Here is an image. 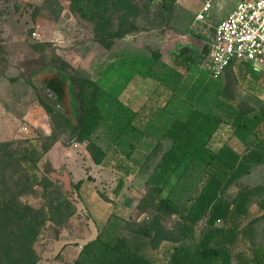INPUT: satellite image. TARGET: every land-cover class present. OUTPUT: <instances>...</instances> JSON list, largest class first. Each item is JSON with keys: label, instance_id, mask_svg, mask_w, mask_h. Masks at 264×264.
I'll use <instances>...</instances> for the list:
<instances>
[{"label": "rangeland", "instance_id": "374dc122", "mask_svg": "<svg viewBox=\"0 0 264 264\" xmlns=\"http://www.w3.org/2000/svg\"><path fill=\"white\" fill-rule=\"evenodd\" d=\"M206 1L110 0L113 28L130 33L107 50L95 40V23L75 13L70 0H0V264H72L94 237L95 232L88 236L89 226L92 231L98 226L87 218L82 198L73 189L62 197L57 191L62 182L49 174H61L63 166L75 182L84 179L81 195L89 216L103 221L102 228L118 219V236L161 264L165 248L181 242L183 221L161 209L168 193L154 189L152 182L174 145V120L185 119L191 110L225 121L211 147L240 182L264 184V165L248 173L242 163L246 147L264 137L258 125L264 112V73L237 62L220 80L201 72L214 28L238 0H213L205 20L199 21ZM191 48L201 51L199 61L175 66L174 56ZM61 60L71 73L102 86L104 119L91 138L106 152L101 166L94 163L89 142L69 145L76 120L48 112L30 83L36 73L60 66ZM240 124L246 127L237 129ZM145 135L150 136L144 140ZM52 141L51 158L46 154L40 160L36 184L25 165L12 157L31 144ZM197 177L198 172L192 186ZM237 192L233 185L224 194L234 198ZM65 199L67 205L62 204ZM30 219L42 224H27ZM147 221L153 230L150 239L138 233ZM244 224L246 238L264 245V190ZM28 228L38 233L36 239L23 236ZM199 233L186 243L194 255L190 264H238L232 254L211 263L202 259L196 248Z\"/></svg>", "mask_w": 264, "mask_h": 264}, {"label": "trees", "instance_id": "16d2710c", "mask_svg": "<svg viewBox=\"0 0 264 264\" xmlns=\"http://www.w3.org/2000/svg\"><path fill=\"white\" fill-rule=\"evenodd\" d=\"M70 2L75 13L95 23V40L105 49L111 50L117 40L130 33L123 28H113L110 0H70ZM200 56L201 51L197 48L181 50L174 56L173 63L175 66L184 63L193 64L199 61ZM154 58L158 60L159 54L154 55ZM61 64L49 68L44 73H36L34 77L41 75L44 82L56 91H59L63 84L68 85L72 99L71 116L60 113L45 99L35 85L34 77H31L30 83L48 112L60 114L69 121L73 118L76 120L75 135L77 132L80 134L77 142H89L87 149L94 152V162L102 165L106 152L91 141L92 135L104 119L100 106L102 86L91 77L71 73L64 61ZM224 123L225 121L216 115H205L201 111L191 110L185 119L173 123L170 128L173 131L174 145L163 158L152 187L160 193H168L161 199L160 207L166 214L177 215L183 221L180 230L182 240L165 248L166 258L161 264H190L194 255L186 243L197 232H200L196 245L197 252L208 263L218 261L225 256L231 257L232 254L238 264H264V245L252 244L246 238L244 224L249 218L251 205L256 201L260 191L264 190V184L250 186L240 182L233 168L211 147L213 137ZM258 125L264 128V112ZM243 127H246L245 124H240L237 129ZM55 142L31 144L28 148L17 152L12 157V161L23 163L31 174L33 182L38 184L39 162L49 153ZM242 163L248 173L255 166L264 165V137L246 147L242 154ZM63 169L61 174L53 173V176L63 183L58 185L57 191L63 197L65 192L73 189L81 197L80 189L84 180L74 183L71 174ZM197 172L196 183L192 186V178ZM233 185L238 186V192L234 198H228L224 192ZM121 187L123 184L120 183L119 188ZM68 203V199L62 201L64 205ZM257 219L250 220L248 224L255 223ZM33 221L35 220L30 219L27 224H42L38 219ZM219 222L223 225L219 226ZM200 224H202L201 228ZM119 228V220L116 219L113 225H106L98 230L95 239L83 246L72 264H81L83 254L95 245L117 254L113 264H156L145 252L132 249L124 238L119 237L117 233ZM138 233L150 239L153 234L151 223L143 222ZM23 236L36 239L38 233L28 228ZM240 244L243 248L235 250ZM67 247L65 244L60 253ZM229 247L232 250H229Z\"/></svg>", "mask_w": 264, "mask_h": 264}, {"label": "built area", "instance_id": "2783aa9c", "mask_svg": "<svg viewBox=\"0 0 264 264\" xmlns=\"http://www.w3.org/2000/svg\"><path fill=\"white\" fill-rule=\"evenodd\" d=\"M212 5L207 0L197 20H205ZM207 48L202 70L213 80H220L236 62L264 73V0H238L214 28Z\"/></svg>", "mask_w": 264, "mask_h": 264}, {"label": "crops", "instance_id": "0c3cea01", "mask_svg": "<svg viewBox=\"0 0 264 264\" xmlns=\"http://www.w3.org/2000/svg\"><path fill=\"white\" fill-rule=\"evenodd\" d=\"M206 49H207V53L205 54V57H204V59L206 58V56H207V54H208V48L206 47ZM201 72L203 73V74H205V75H207V76H209L205 71H203L202 70V66H201ZM181 119L180 118H178V119H176V120H174V123L175 122H179ZM101 125V124H100ZM98 129V128H97ZM150 136V135H149ZM148 135H145L144 136V140L145 139H148L147 137H149ZM153 138V140H155L156 142H157V136L154 134L153 136H152ZM101 147V146H100ZM103 150H104V148H102ZM52 150V149H51ZM51 150L49 151L50 153H48V156L51 158ZM105 151V150H104ZM95 163V162H94ZM96 164V163H95ZM97 165V164H96ZM103 165V164H102ZM98 166H101V165H98ZM63 168H65L70 174H71V172L66 168V166H63V167H61V169H63ZM71 176L73 177V175L71 174ZM71 177V178H72ZM80 180H84L83 178H81V179H79L78 181H80ZM72 181L74 182V183H76V182H78V181H76L75 182V180H74V178H72ZM122 182H124L123 180H120V182L119 183H121V184H123ZM85 183V182H84ZM84 183H83V185H82V187H81V189H80V195L82 194L83 195V189H84ZM119 186H120V184H119ZM118 186V187H119ZM122 188V187H121ZM118 192V191H117ZM117 194V193H116ZM82 195H81V198H82V200L80 201L83 205H85L84 206V212H85V214L87 215V218L89 217V219H90V221H94V222H96L97 223V229L95 230V231H92V229H90V226H89V232H88V236H90V235H92L94 232H95V235H94V237L91 239V240H93V239H95V237L97 236V234H98V230H101L102 229V226L100 225L101 224V222H103V221H101L100 219H97V218H95V217H90L89 216V210H88V207H87V200L84 198V197H82ZM84 196V195H83ZM109 218H110V215L107 217V219L105 220V223L103 224V226H105L106 224H107V222H108V220H109ZM90 221H88V225H89V222ZM90 240V241H91ZM89 241V242H90ZM88 243V242H87ZM86 243V244H87ZM85 244H83L82 245V247L84 246ZM81 246V245H80ZM80 254V252H78L77 253V256ZM116 258H117V254H115V253H113V252H111V251H109V250H107V249H105L104 247H102V246H100V245H95V246H93V247H91V248H89L88 249V251L85 253V254H83V256L81 257V264H113L114 262H115V260H116ZM91 259H93V260H91Z\"/></svg>", "mask_w": 264, "mask_h": 264}, {"label": "water", "instance_id": "95a60500", "mask_svg": "<svg viewBox=\"0 0 264 264\" xmlns=\"http://www.w3.org/2000/svg\"><path fill=\"white\" fill-rule=\"evenodd\" d=\"M35 85L40 89L45 99L60 113L67 116L72 115L71 109V96L69 93V88L67 84L60 86L59 91L54 90L52 87L48 86L42 76H37L34 78ZM79 132L69 141V145L77 142L79 138ZM54 170H50L49 174L53 175Z\"/></svg>", "mask_w": 264, "mask_h": 264}]
</instances>
